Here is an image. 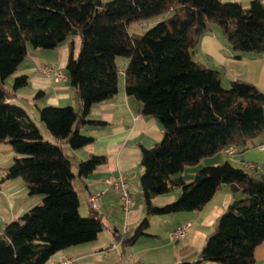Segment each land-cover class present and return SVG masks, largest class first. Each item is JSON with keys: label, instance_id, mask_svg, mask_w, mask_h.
<instances>
[{"label": "trees", "instance_id": "trees-1", "mask_svg": "<svg viewBox=\"0 0 264 264\" xmlns=\"http://www.w3.org/2000/svg\"><path fill=\"white\" fill-rule=\"evenodd\" d=\"M96 1L0 0V143L14 153L3 179L20 178L28 196H43L40 204L4 225L0 264H45L58 251L95 241L104 228L90 206L88 216L79 213L70 157L44 139L24 108L8 101L4 86L29 46L50 50L74 37L79 52L73 55L71 42L65 74L80 107L40 108L39 121L49 134L74 150L93 142L80 128L100 124L88 119L91 107L117 93V57L127 59L124 92L163 131L152 147H140L146 215L120 244L148 235L150 216L201 210L225 185L241 197H234L217 218L196 259L178 264H254V249L264 240V174L229 161L202 167L189 182L182 172L229 146L243 151L264 141V93L238 79L224 87L219 70L193 58L201 37L213 27L237 56L264 54V0L247 6L222 0H99L100 6ZM159 16L164 17L143 34L129 32L130 24ZM26 84V75L17 76L12 89ZM105 162V156L91 154L77 163L76 175L84 178ZM175 188L181 189L176 200L152 204L154 197Z\"/></svg>", "mask_w": 264, "mask_h": 264}, {"label": "crops", "instance_id": "crops-1", "mask_svg": "<svg viewBox=\"0 0 264 264\" xmlns=\"http://www.w3.org/2000/svg\"><path fill=\"white\" fill-rule=\"evenodd\" d=\"M222 1L238 2L247 6L252 0ZM78 41L77 37L67 39L47 52L37 49L32 52L28 50L26 58L17 70L4 81L9 94L8 101L24 108L38 127H40L37 122L40 108L72 106L77 110L80 107L78 96L67 78L55 81L52 77L39 75L37 71L40 65L46 64L58 67L65 72L70 43L73 42V55L76 56ZM193 58L204 66L219 70L222 84L224 80L228 82L235 79L244 80L253 83L264 93V54L245 53L237 56L217 27H213L210 32L201 37ZM120 69L123 74V68ZM20 75L27 76V84L13 90L14 79ZM88 119L101 122L100 124L87 123L80 128L82 134L93 137L91 144L74 150L67 143L52 136L48 141L61 146L64 153L70 157L71 164L85 160L91 154L105 156L106 162L103 165L98 166L86 177L79 178L80 186H82L80 197L82 203L86 205L84 211H81L79 202V213L82 216L88 215L89 196L101 192L97 212L102 217L104 228L95 241L58 251L48 261H55L62 256L76 259L77 264H123L124 257L128 258L126 264H141L144 257H147L150 264H178L181 261L195 260L207 236L213 231L217 218L225 211L233 198L239 196V193L233 195L228 186L224 185L201 210L150 216L149 226L146 229L148 235L138 237L132 244L122 245L120 241L130 238L146 215L140 188V176L143 172L140 165V147L150 148L159 142L163 135L162 127L156 118L140 114L139 102L134 97L126 95L124 82L121 85L118 84V91L113 97L91 107ZM9 146L6 143H0V161L7 159L1 157L5 151L13 159L14 153ZM227 156L229 155L223 150L209 157L208 160L215 165L229 161L233 166L242 169H245L246 164L259 165L258 171L264 174L263 148L249 147L243 151L238 150L232 156ZM205 160L207 159H203L197 165L185 167L182 172L183 179L186 182L191 181L196 172L206 166H201ZM11 162L3 167L0 166V233L5 224L17 220L32 208L34 203L40 201V198L28 197L22 179H3L5 169ZM186 172H189V179H186ZM118 173L124 174L132 196V205L126 215L121 214L119 210L118 194L104 183L107 177ZM180 193L181 189L175 188L167 194L154 197L152 204L164 206L176 200ZM185 223L189 224L190 228L183 240L179 239L180 241L177 240L174 245L171 244V249H167L164 256H159L157 259H151V255L147 256V252L161 250L163 245L159 235L163 229L171 232L177 227L186 225ZM152 230L153 232H150ZM118 237L119 240H117ZM158 241L160 244H155ZM106 251L108 252L105 254ZM254 261V264H264V240L254 249Z\"/></svg>", "mask_w": 264, "mask_h": 264}, {"label": "rangeland", "instance_id": "rangeland-1", "mask_svg": "<svg viewBox=\"0 0 264 264\" xmlns=\"http://www.w3.org/2000/svg\"><path fill=\"white\" fill-rule=\"evenodd\" d=\"M164 16H159V17H157V18H154V19H152V20H148V21H145V22H138V23H132V24H130V26H129V32H131V33H138V34H143L147 29H149L152 25H154L156 22H158L159 20H161L162 18H163ZM78 51H77V54H78V52H79V41H78ZM28 50H30V52H32L33 50H34V48H32V47H28ZM37 50H39V51H46L47 52V50H43V49H39V48H37ZM77 54H76V56H77ZM30 56H32L31 54H29ZM126 58L125 57H117L116 58V63H117V65H118V67L119 68H123V66H124V64H125V62H126ZM121 70V69H120ZM122 72L120 71V75H119V78H118V84H120L121 85V83H123V74H121ZM228 84H229V82L228 81H223V86L224 87H227L228 86ZM39 119V118H38ZM37 122H38V124L40 125V132H41V134H42V136L44 137V139H46V140H49V139H51V135L49 134V132H47V130H46V128L43 126V124H41L40 122H39V120H37ZM10 147V146H9ZM4 154L1 156L2 157V159L4 158H7L5 161L4 160H2V161H0V166L1 167H3V166H5V165H8L11 161V157L9 156L10 154L8 153V152H3ZM227 157H229V156H227ZM207 160H205L204 162H203V164L201 165V166H203V165H206V166H211L213 163H212V161H210V160H208L209 158H206ZM6 162V163H5ZM216 162V161H215ZM217 164H219V163H217ZM213 165H215V164H213ZM256 167H259V169H260V166L259 165H255ZM186 167H191V166H186ZM71 169H72V172H73V174H77V163H74L73 162V164H72V167H71ZM187 169H189V168H187ZM186 175V179H189L190 178V175H189V172H186L185 173ZM79 183H78V182ZM80 183H81V180L79 179V178H75L74 180H73V187H74V190L76 191V193H77V195H78V198H79V202H80V204H81V211L83 210L84 211V207H86V205H84L83 203H82V199H81V197H80V195L82 194L81 193V191H82V186H80ZM28 197H32V199H39L40 201H38L37 203H34V205H32V206H35V205H37V204H40L41 203V201H42V198H43V196L42 195H35V196H28ZM239 197H241V195L239 194V196L238 197H236V198H239ZM119 210H120V212H121V214L123 213V211H122V209H121V206L119 207ZM82 216V215H81ZM86 216H88V215H84L83 217H86ZM120 216V215H119ZM120 218V217H119ZM185 224H187V223H185ZM189 228H190V225H189ZM156 230H159L158 228H155ZM188 231H189V229L187 230V232H186V234L188 233ZM150 232H153V230L152 231H150ZM172 232L173 231H171V232H169V231H165V229H163L161 232H160V234L161 235H159V238H160V240H161V244L163 245L162 247H161V250H158V251H151V253H149V252H147L146 254H147V256L149 257L150 255H151V259H157V258H159V256H164L165 254H166V252L168 251L167 249H171V247H170V245L172 244V245H174L176 242H177V240H175V239H173L172 238ZM185 234V235H186ZM184 239V237L183 238H181L180 240H183ZM179 240V241H180ZM155 244H160V242L158 241V242H155ZM147 257H144V259H143V262H141V264H150V263H148V261H147V259H146ZM123 264H126V262L128 261V258L127 257H124L123 258Z\"/></svg>", "mask_w": 264, "mask_h": 264}, {"label": "built area", "instance_id": "built-area-1", "mask_svg": "<svg viewBox=\"0 0 264 264\" xmlns=\"http://www.w3.org/2000/svg\"><path fill=\"white\" fill-rule=\"evenodd\" d=\"M37 71L39 75L45 76V77H52L55 81H61V80L66 79L65 72L62 69L58 67H54L52 65H46V64L40 65L37 68ZM258 147L264 149V141L263 143L258 145ZM224 152L227 155L232 156L237 153V149L233 146H229L224 149ZM244 166H245V169H248V170L259 168V167H256L254 164H246ZM104 183L107 187H110L118 194V200H119L121 209L124 215H126L132 205V196L129 191V186H128V183L126 182L124 174L118 173L115 176L107 177L104 180ZM100 195H101V192L98 194L90 195L88 198L89 206L95 211H98V198ZM188 229H189V224L177 227L172 232V238L175 240H179L183 238ZM115 248L117 249V247ZM107 252L108 251L104 253L106 254ZM45 264H77V262H76V259L72 257L62 256L55 261H48Z\"/></svg>", "mask_w": 264, "mask_h": 264}, {"label": "water", "instance_id": "water-1", "mask_svg": "<svg viewBox=\"0 0 264 264\" xmlns=\"http://www.w3.org/2000/svg\"><path fill=\"white\" fill-rule=\"evenodd\" d=\"M96 5H97V6H100V1H99V0L96 1Z\"/></svg>", "mask_w": 264, "mask_h": 264}]
</instances>
